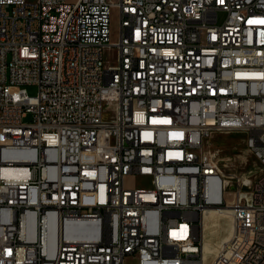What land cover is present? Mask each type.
<instances>
[{
    "label": "built area",
    "instance_id": "2783aa9c",
    "mask_svg": "<svg viewBox=\"0 0 264 264\" xmlns=\"http://www.w3.org/2000/svg\"><path fill=\"white\" fill-rule=\"evenodd\" d=\"M217 133L261 167L230 201ZM209 209L264 264V0H0V264H205Z\"/></svg>",
    "mask_w": 264,
    "mask_h": 264
},
{
    "label": "rangeland",
    "instance_id": "374dc122",
    "mask_svg": "<svg viewBox=\"0 0 264 264\" xmlns=\"http://www.w3.org/2000/svg\"><path fill=\"white\" fill-rule=\"evenodd\" d=\"M76 1L77 0H69L70 3H75ZM27 2L34 3L36 2V0H27ZM224 17L225 15L221 13L219 15V21L222 22L224 20ZM118 27L119 19L117 16V12L114 10L111 16V30L113 41H117ZM27 91L31 96H36L38 94V88L35 86L27 87ZM206 147H211L212 149L218 151V161L225 178L237 176L241 179V181L243 179L245 182H247L249 178L255 180V178L260 174V163L256 159V157L249 151L246 145L245 135L241 133H217L207 140ZM231 185L232 181L231 184H226L225 186V198L227 201H230L232 199V196L230 194ZM216 213H208L204 216L205 220L200 217L198 221V232L204 248V255L206 260L205 264H211L213 260L214 264H221V259H214V257L218 255L222 245L232 237L234 231V226L231 218H223L218 212ZM231 223L233 229L230 235L228 234V229L231 227ZM220 243L221 245L219 246ZM125 264H138V260L136 258H128Z\"/></svg>",
    "mask_w": 264,
    "mask_h": 264
},
{
    "label": "bare ground",
    "instance_id": "6f19581e",
    "mask_svg": "<svg viewBox=\"0 0 264 264\" xmlns=\"http://www.w3.org/2000/svg\"><path fill=\"white\" fill-rule=\"evenodd\" d=\"M212 137V136H211ZM210 137V138H211ZM226 184L229 185L231 184V181L226 177ZM253 179L249 178V180H247V182H245L243 179H242V182H243V186L245 187H249L252 183H253ZM233 188H235V185L232 183L231 185V190H233ZM218 212L220 214L221 217H230L228 215H230V211L229 210H216V209H209V210H206L203 215H202V219H204V216L208 213H216ZM217 214V213H216ZM219 216V215H218ZM230 219V218H229ZM205 220V219H204ZM227 225V224H226ZM232 229H233V226H232V223H231V227L228 229V234L231 235V232H232ZM209 262V261H208ZM163 264H170V256H163Z\"/></svg>",
    "mask_w": 264,
    "mask_h": 264
},
{
    "label": "crops",
    "instance_id": "0c3cea01",
    "mask_svg": "<svg viewBox=\"0 0 264 264\" xmlns=\"http://www.w3.org/2000/svg\"><path fill=\"white\" fill-rule=\"evenodd\" d=\"M224 239H225V238H224ZM224 239H223V241H224ZM223 241H222V242H223ZM222 242H221V243H222ZM221 243L219 244V246L221 245Z\"/></svg>",
    "mask_w": 264,
    "mask_h": 264
}]
</instances>
